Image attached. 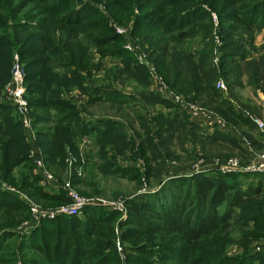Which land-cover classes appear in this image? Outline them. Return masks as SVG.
I'll list each match as a JSON object with an SVG mask.
<instances>
[{
  "label": "trees",
  "instance_id": "16d2710c",
  "mask_svg": "<svg viewBox=\"0 0 264 264\" xmlns=\"http://www.w3.org/2000/svg\"><path fill=\"white\" fill-rule=\"evenodd\" d=\"M37 1H53V4L42 6L43 12L35 24L21 23L18 14L13 13L16 21L13 32L5 38L6 42H1L0 38V89L11 78L10 57L16 49L26 63L27 95L30 96L28 101L35 116L34 122L53 123L41 128L38 134L47 166L59 173V179L63 176L58 168L64 166L66 146L70 145L76 153L77 142L85 135L93 136L99 144L102 163L97 168L101 172L117 173L137 181H140V169L118 165L109 156V151L123 154L135 151V154L145 157L148 174L158 178L162 147H169L171 132L179 122L195 142L199 140L207 144L220 139L225 144H236L237 136H233V132L217 129L212 134H205L203 131L206 130L202 131L191 122L187 112L149 89L147 69L138 64L133 53L122 47V37L100 18L99 11L91 4L82 0ZM23 3L26 0H20L16 9ZM109 3L111 9L120 6L113 11L115 14L119 11L121 15L117 17L127 19L129 15H122V12H132L135 7L141 9L135 18L134 34L155 47L159 71L175 90L190 101L199 100L216 110L229 123L241 121L253 125L250 116L243 117L242 112L222 96L226 92L216 87L210 46L208 51L197 55L190 51L189 46L200 35H210L212 31L213 26L207 22L210 12L204 4L218 12L220 33L239 37L249 34L254 38L255 33L264 29V0H109ZM126 5L127 8L121 7ZM225 19L229 21L226 26ZM229 43L226 45H237V41ZM90 46L96 47L102 56L112 55L120 59L121 65L108 69L106 77L95 78L89 71L96 66L92 62ZM226 53L223 57L228 60L234 55ZM58 67L63 70L57 71ZM252 68L249 84L264 93V56L253 62ZM83 69L88 70L87 75L83 74ZM111 76L120 80L133 78L140 85L147 86L139 92L141 99L112 87ZM75 87L89 94L83 111L64 96V92ZM97 102L116 107L130 125L132 122L121 112L137 103L134 110L141 126V132L137 131L140 136L137 150L120 119L110 115L91 117L87 113L89 106ZM141 103L144 107L161 105L169 108L168 112H160L153 117L158 130L156 137L151 134L150 120L142 114ZM11 110L8 104L0 106L2 179L51 206L69 203L71 199L61 189L49 192L41 186L42 176L34 173L21 122ZM52 112L55 118L51 116ZM222 145L225 146L221 144L220 148ZM16 167L23 168L18 177L14 174ZM255 176L260 178L257 183H247V178ZM81 180L83 184L86 181L90 184L86 178ZM81 180L79 178L77 183ZM126 206L127 216L119 224L125 227L123 238L131 243L126 254L128 264H264V254H252L248 245L238 257L226 255L224 249L232 241L229 229L238 215L246 228L250 227L251 221L255 222L254 232L243 231L245 243H249L246 240L251 236L256 239L264 235V174H225L211 170L190 177H175L154 193L129 197ZM4 208L6 213L0 216L1 229L7 228L3 225L16 226L19 222L15 217L21 219L28 215L26 203L18 194L0 189V209ZM119 218L121 213L118 211L86 206L82 217L63 215L45 220V226L30 238H24L18 250L20 257L14 248L6 250L4 245L5 240L16 236V233L4 230L0 233V264H119L115 245V224ZM2 252L6 253L3 258ZM30 253L42 256H29Z\"/></svg>",
  "mask_w": 264,
  "mask_h": 264
},
{
  "label": "rangeland",
  "instance_id": "374dc122",
  "mask_svg": "<svg viewBox=\"0 0 264 264\" xmlns=\"http://www.w3.org/2000/svg\"><path fill=\"white\" fill-rule=\"evenodd\" d=\"M13 1V3H11ZM20 0H0V38L1 42H6L5 38L13 32V26L15 25V20L13 19L14 14H18V21L21 23L28 21L29 23H36V18L41 16L43 12V8L47 4H53L52 2H46L42 3V1L37 0H26V3H23L19 5V7L16 9L15 6L18 5ZM82 2L89 3L93 7H95L99 11L100 18L113 30L116 34L120 35L123 39L122 47L124 49L128 50L127 45L131 44L133 48L136 49V52L138 54H146V59L150 64H152L155 68V73L153 74L152 71L148 68L147 64L141 63L138 58L135 56L133 52V55L135 56L138 64L144 66L147 69L148 78L150 81L149 89L153 90L154 92H157V90H154L156 87L154 86L155 81V75L162 76L166 84L169 86L170 89H173L175 93L181 95L184 97L187 101L188 98L183 94L175 90L171 84L166 80L165 76L159 71V68L157 66V56L155 55V47L147 40L139 37V35L134 34L135 29V18L137 15L140 14L141 9L138 7H135L132 12H122V15H129L128 19L126 17H117L116 15L120 16L117 11V14H115L113 11L118 10L120 6H118L115 9L110 8L109 0H82ZM42 4V5H41ZM217 4H219L217 2ZM206 10L210 12V19H208L207 22H210L211 26H213L212 31L210 35H200L193 41H191V44L189 46L190 51L193 54H199L200 52H206L209 50L210 46V52H211V65L213 69L216 72V78H214L217 81L219 78L224 79L228 86V91L224 94H222L223 97L226 98V100L231 101L234 108L236 110H239L242 112L243 117H248L249 115H256L259 116L264 120L260 114H258V111L260 110V113L264 111V93L260 89H255L249 84V78L251 74L253 73L252 64L255 61H259L261 57L264 56V29L262 31L257 32L254 34V38H251L249 34H244L242 37L231 35L226 36L222 33H220V18L218 15V12L215 10H212L207 4L203 5ZM123 8H127L126 6H121ZM16 10H19L16 12ZM14 13V14H13ZM29 18H31L29 20ZM120 18H123V21L120 20ZM229 24V21L226 19L224 20V25L226 26ZM124 29L123 32H119L118 29ZM157 32L159 31L158 28L155 29ZM243 38V39H242ZM240 40V43H239ZM237 41V45L235 46H227L226 44H230L229 42ZM228 42V43H226ZM118 44V43H115ZM113 44V46L115 45ZM120 44V43H119ZM34 48H37V46H33ZM113 48V47H110ZM234 54L230 60L223 57V54ZM90 54L93 55L92 62L96 65L94 68L90 69L89 71L92 72L93 76L95 78H103L107 75V70L113 68L116 66V64L121 65L120 59H115L112 57V55H105L102 56L99 50L94 47L90 46ZM19 56L20 63L22 64L24 71L26 72V63L22 61L20 52L18 50H14L11 53L10 57V63L15 62V57ZM37 58V57H36ZM159 61V60H158ZM100 62V63H99ZM197 63V61H195ZM100 67L97 68V66ZM11 65V67H12ZM62 67H58L57 71H62ZM83 74L87 75L88 70L83 69ZM112 80V87L120 89L124 91L127 94H133L135 95L138 100L141 99V96L139 92L146 88L147 86L140 85L138 81H136L133 78L124 77V79H117V77L111 76ZM8 83V82H7ZM6 83V84H7ZM5 84V85H6ZM106 83L104 82L103 85ZM25 86H26V92H25V98L28 100L30 96L27 95V84L25 80ZM5 87V86H4ZM3 87V88H4ZM1 88L0 90H2ZM154 88V89H153ZM160 95H162L160 92H157ZM64 96L71 100L76 107L83 111L85 105H87L89 100V94L85 92L80 87H75L70 90H67L64 92ZM170 101V100H169ZM195 101V100H194ZM190 101V102H194ZM29 102V101H28ZM194 103L206 107L208 112L220 115L222 118L224 116L217 112L214 109H211L207 106H205L201 101H195ZM4 104V103H3ZM8 104V103H5ZM137 103H132L131 106H127L128 108H124L121 113L125 114L132 122V125L127 123V120L121 117L120 113L117 112L116 107H112L109 103L104 102H97L95 104H92L89 106L88 112L91 114V117H98V118H104L105 116H115L112 117L114 119H120L122 124H124V130L127 132V136L129 139H131L135 144V150H137L138 142L140 141V136H138L137 131L141 132V126L140 123L136 117V111L134 110ZM140 104V102H139ZM11 107V113L14 114V116L19 118V114L16 110V107L13 105L8 104ZM1 106V104H0ZM139 106V105H138ZM180 107V106H179ZM137 108V107H136ZM142 108V114L145 116V118L150 120V127L152 130V133L155 137L158 134L156 121H153V117L156 116L160 112H168L169 108H165L161 105L156 106H143V103H141ZM210 110V111H209ZM212 111V112H211ZM29 112L31 114V117L35 120V116L33 114V109L30 107ZM52 117L55 118L54 113H51ZM118 116V117H117ZM225 119V118H224ZM201 120V119H200ZM226 122L229 125V131L221 130L218 127H213L210 125H204L202 122H194L196 123L205 134H212L217 129L224 131V132H233V136H237V140L235 141L236 144L233 146L229 145L226 147L222 145V148H220L221 145L216 144V142H206L203 144L200 143L199 140L197 142L194 141V137L191 134H188L187 131H184L182 129V124L179 122L177 125H174L175 128L171 132L172 140L170 142V145L168 148L162 147V165H161V172L160 176L156 178L155 176H150L148 174V164L145 159V157L135 154V151H128L125 154L118 152V151H109V156L115 159L117 161V164L123 167H138L140 169L141 177L140 181H137L135 179L131 180L129 177H124L117 173H108L105 174L101 172L97 166L102 163V158L99 156L100 147L97 143L96 139L93 138V147L90 148L88 151L85 152L84 159L85 161L82 162V158L79 157V145L81 142V138L77 142V151L76 155L78 156V161L76 162L74 159V152L71 146H66V157L64 160V166L59 167L58 171L63 173L61 181L65 179V174L69 169L72 171V182L74 185V188L76 191L83 197L89 198L96 202H101L102 204H94V206H100L108 208L109 210L118 211L121 213V218L117 221L115 224V245L117 246V241L119 240L121 243L122 250H119L117 247L118 257L120 259L119 264H128L127 261V255L128 251L130 250L131 243L130 241H126L123 238V232L124 228L119 224V221L122 219H125L127 216V206L126 202L129 197H132L136 194H146V193H154L158 191L169 179L185 176L190 177L193 176L196 172L193 171L194 165L201 162L208 161L212 158H226V157H234L239 156L245 159L250 158V150L254 149L256 151H264V132L257 129H255V126H252L249 124V122H238V123H229L227 119H225ZM179 124V125H178ZM47 125L52 126L53 123L49 122ZM44 124H35L33 123V129L36 133L37 141L42 148L40 144L39 134L38 132L41 130V128H44ZM213 127V128H211ZM231 135L232 134H228ZM184 136V137H183ZM160 138V137H159ZM261 138V139H260ZM259 143L256 144L255 141ZM158 141V139H156ZM260 140V141H259ZM206 144V146L204 145ZM214 144V146H213ZM238 147V148H237ZM68 148H71V153H69ZM236 148V149H234ZM167 151H166V150ZM43 150V149H42ZM168 152V153H167ZM223 153V155H221ZM134 155H138L137 157H134ZM226 156V157H225ZM67 157L71 158L72 162H66ZM136 158V159H134ZM33 162V161H32ZM34 165V163H33ZM47 166V163H46ZM82 166V169H81ZM22 167H16L14 174L18 177L20 176V173L22 171ZM50 169V168H49ZM57 169V168H56ZM34 173L40 175V173L36 170V166L34 165ZM51 170V169H50ZM54 175H56L58 178H61L59 176V173L56 174L54 171L51 170ZM230 174V173H227ZM83 177V178H81ZM80 178L88 180L90 184L82 183V180L80 183H77V180ZM248 182H254L257 183L259 181V177H250L247 178ZM41 186H43L44 190H55L57 192L56 188H51L47 184H45L42 179L40 180ZM7 186H12L18 191H11L7 189ZM50 187V188H48ZM0 189L3 191H10L13 193L18 194L19 198L23 200L26 203V206L28 208V215L24 216L23 218L19 219L18 217H15V220L19 222L16 226L14 225L11 227L10 225H6L3 227H7L6 229H1L0 227V233L4 230H11L12 232L16 233V236L9 237L7 240H5V247L7 249L14 248L17 252V257L21 256V253L19 250V246L21 245L24 238H27L29 236H32L33 233L38 230L39 228L45 226V223L43 221L54 219L47 217L46 215H43L42 213L38 215V217H35L32 212V206L36 205L40 212H45L47 210L57 209L62 204L51 206L47 204L44 200H40L36 197H30L25 190H21L18 185H13L8 183L7 181H4L1 177L0 173ZM61 191H63L61 189ZM65 192V191H64ZM66 193V192H65ZM118 202L125 203V210L126 212H122L116 208H114L113 205H104V203L109 204H117ZM92 206V205H90ZM6 209H0V216L5 215ZM240 213V210H238V214ZM78 217H82L83 214L77 215ZM250 222V221H249ZM0 223H2V220H0ZM250 227L246 228L240 221V215L237 216L236 222L232 223L230 231V238H232L231 243L228 242L225 249V254L230 257H238L240 254H243L247 248L248 245L249 250L252 254L256 253H262L264 254V235L261 237H258L256 239H253V237H249L248 240L249 243L244 242V235L243 231L247 232H254L255 229V222L251 221ZM251 228V229H250ZM4 233V232H3ZM30 238V237H29ZM213 238V237H212ZM212 240V239H211ZM229 240V239H228ZM216 243V242H215ZM246 245V246H245ZM212 246V241H211ZM6 253L2 252V258ZM29 256H38L41 258L42 254L36 253L32 254L30 253ZM21 264V262H19Z\"/></svg>",
  "mask_w": 264,
  "mask_h": 264
},
{
  "label": "built area",
  "instance_id": "2783aa9c",
  "mask_svg": "<svg viewBox=\"0 0 264 264\" xmlns=\"http://www.w3.org/2000/svg\"><path fill=\"white\" fill-rule=\"evenodd\" d=\"M119 32H123L124 29H118ZM129 51L133 52L135 56L141 63L147 64L148 68L154 74L155 68L150 64L146 59V54H138L136 49L133 48L131 44L127 45ZM15 62L11 67V78L5 87L0 90V104L8 103L16 107V110L19 114V120L21 122L25 140L29 144L30 158L32 159L36 170L42 176V181L50 186L51 188L62 189L69 196L71 201L66 204H62L56 210H47L45 212H40L36 205L32 206V212L35 217H38L41 213L50 218H56L58 216L68 215L74 216L83 214V210L86 206H94V204H102L101 202L93 201L89 198L81 196L76 189L74 188L72 182V171L69 169L65 174V179L60 181V179L52 173L48 166H46L45 156L42 148L40 147L36 133L33 129L34 119L31 117L29 112L30 105L28 100L25 98L26 86V72L22 64L20 63L19 56L15 57ZM155 89L157 92H160L163 97L172 101L176 105L180 106L182 110L187 112L190 116V120L194 122H202V124L210 125L213 127H218L221 130L229 131V125L224 118L220 115L215 114L214 112H208L207 108L200 106L194 102L187 101L184 97L174 92L173 89H170L166 84L162 76L155 75ZM216 87L222 91L227 92L228 86L224 79L219 78L216 81ZM210 111V110H209ZM252 122L257 126V128L264 132V120L256 115H249ZM201 119V120H200ZM211 127V128H213ZM93 147V138L89 135H85L81 138L79 145V157L82 158V162L85 161L84 156L85 152ZM69 153H71V148H68ZM250 158L245 159L239 156L226 157L222 158H212L208 161L199 162L194 165L193 171L196 173L217 170L221 173H261L264 174V151H256L254 149L250 150ZM74 159L77 162L78 156L74 153ZM66 162H72L71 158L67 157ZM82 169V166H81ZM48 187V188H50ZM7 189L11 191H18L12 186H7ZM113 205L114 208L126 212L125 203L118 202L117 204L104 203V205ZM117 247L119 250H122L121 243L117 241Z\"/></svg>",
  "mask_w": 264,
  "mask_h": 264
},
{
  "label": "crops",
  "instance_id": "0c3cea01",
  "mask_svg": "<svg viewBox=\"0 0 264 264\" xmlns=\"http://www.w3.org/2000/svg\"><path fill=\"white\" fill-rule=\"evenodd\" d=\"M258 114H260V116H262V117L264 118V111L260 113V110H259V111H258ZM252 126H255V129H257V128H256L257 126L254 125V123H253ZM260 139H261V138H260ZM257 141H258V140L256 139L255 143L259 145V143H258ZM259 141H260V140H259ZM214 142H216V144H218V145L224 144L225 146H226V145H227V146L229 145V147H230V144H228V143L225 144V143H223L220 139H218V140H216V141H214ZM227 146H226V147H227ZM234 149H236V148H234ZM47 191H49V192H55V190H47Z\"/></svg>",
  "mask_w": 264,
  "mask_h": 264
}]
</instances>
